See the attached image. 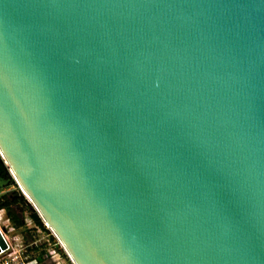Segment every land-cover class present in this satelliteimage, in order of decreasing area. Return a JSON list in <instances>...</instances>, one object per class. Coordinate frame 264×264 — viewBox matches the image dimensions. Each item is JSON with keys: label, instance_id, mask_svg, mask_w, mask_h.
<instances>
[{"label": "water", "instance_id": "95a60500", "mask_svg": "<svg viewBox=\"0 0 264 264\" xmlns=\"http://www.w3.org/2000/svg\"><path fill=\"white\" fill-rule=\"evenodd\" d=\"M0 156L76 264H264V0H0Z\"/></svg>", "mask_w": 264, "mask_h": 264}, {"label": "built area", "instance_id": "2783aa9c", "mask_svg": "<svg viewBox=\"0 0 264 264\" xmlns=\"http://www.w3.org/2000/svg\"><path fill=\"white\" fill-rule=\"evenodd\" d=\"M6 211L0 208V264H76L37 212L46 231L29 214L16 226Z\"/></svg>", "mask_w": 264, "mask_h": 264}, {"label": "trees", "instance_id": "16d2710c", "mask_svg": "<svg viewBox=\"0 0 264 264\" xmlns=\"http://www.w3.org/2000/svg\"><path fill=\"white\" fill-rule=\"evenodd\" d=\"M10 185H15L14 180L11 178V175L8 171V167L4 163V160L0 156V191H3L2 188L5 186H10ZM17 191V192H16ZM12 191V192H7L5 194L0 195V208L4 207L8 212L13 213L12 216V221L16 226L22 225V215L20 213H14L15 210L20 209V205H25L27 206V209L29 210V206L26 203L25 198L20 194L18 190ZM29 217L32 219V221L38 225L41 226L44 231L46 229L41 223V219L38 217L36 211H32V209L29 210Z\"/></svg>", "mask_w": 264, "mask_h": 264}, {"label": "rangeland", "instance_id": "374dc122", "mask_svg": "<svg viewBox=\"0 0 264 264\" xmlns=\"http://www.w3.org/2000/svg\"><path fill=\"white\" fill-rule=\"evenodd\" d=\"M11 178L13 179V177L11 176ZM14 180V179H13ZM14 183H15V185H10V186H5L4 188H2V190L3 191H0V195L1 194H5V193H7V192H12V191H16V190H18L19 192H20V194L25 198V200H26V203L28 204V206H29V208L30 209H32V211H35V209H34V207H33V205H32V203H31V201L26 197V195L22 192V190L20 189V187L16 184V182L14 181ZM17 192V191H16ZM29 209V210H30ZM29 210L27 209V206H25V205H20V209L19 210H15L14 211V213H20V215H22V221H23V218L26 216V215H28L29 214ZM6 213H7V215L8 216H11L13 213L11 212V210H10V212H8V211H6ZM4 217H5V214L3 215ZM11 218H12V216H11ZM43 221V220H42ZM23 234H24V236H25V238L26 237H29V236H26L25 235V231H23ZM41 234V233H40ZM24 238V239H25Z\"/></svg>", "mask_w": 264, "mask_h": 264}, {"label": "bare ground", "instance_id": "6f19581e", "mask_svg": "<svg viewBox=\"0 0 264 264\" xmlns=\"http://www.w3.org/2000/svg\"><path fill=\"white\" fill-rule=\"evenodd\" d=\"M22 190V189H21ZM22 192L26 195V197L31 201L32 203V200L30 199V197L22 190ZM33 204V203H32ZM43 219V218H42ZM43 222L46 224V226L51 230V232L54 234V236H56V232L55 230L52 228V226H50L49 224L46 223V221L43 219ZM57 237V236H56ZM58 238V237H57ZM59 239V238H58ZM63 245V243H61ZM64 247V245H63ZM65 248V247H64ZM66 250V249H65ZM66 252L68 253V251L66 250ZM69 255V253H68ZM70 256V255H69Z\"/></svg>", "mask_w": 264, "mask_h": 264}]
</instances>
